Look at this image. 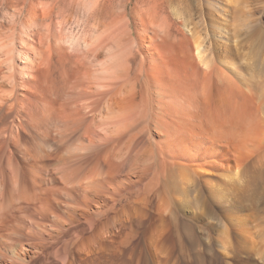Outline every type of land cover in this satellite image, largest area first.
I'll use <instances>...</instances> for the list:
<instances>
[{
    "label": "bare ground",
    "instance_id": "1",
    "mask_svg": "<svg viewBox=\"0 0 264 264\" xmlns=\"http://www.w3.org/2000/svg\"><path fill=\"white\" fill-rule=\"evenodd\" d=\"M130 2L131 0H124L121 3L120 7H122L125 16L132 12L133 8L127 12ZM134 3L135 6H142L139 4V0H135ZM41 8H37L35 4L34 7L30 8V11L27 10V20H25L35 29L41 27L43 21H48L50 24L45 23V32L47 31V33H44V35L47 34L45 35L47 37L43 35V39H48L44 40L47 42L43 41V43L41 40L39 43V39H36L38 42L34 40L39 33L37 31L41 28L35 30L36 33L33 31L36 37L34 36L35 38L30 41L19 35L20 33L23 34V31L20 30V33L14 37V39L19 38L18 43L20 41L19 44L21 45L19 49L9 48V44H7L8 49L6 48V51L3 52L0 49V52L3 53V56L1 54L3 58H0V264H222L223 259V264H231L232 260H236L238 264H253V257L256 258V256L251 250L255 240L250 225L251 216L246 211L244 202L247 199L254 204L253 207L259 208V219H262L264 224V188H261V184L264 182V151L262 153L264 150V89L256 85V82L249 84L244 82L245 91L241 90L246 96L256 101V114L262 118L257 116L258 119H256V114L253 113V117L248 121L246 135L250 139L248 145L250 149H247L249 152L252 151L255 157H253L254 160L252 157L250 158L253 161L251 164L249 163V172L245 171V174L242 172L239 176V179L241 176L245 179V175L248 174L246 177L248 179L245 180L243 186L237 185L233 181L238 176L232 175L233 177L230 179L232 181L230 182L232 185L231 202L226 208H222V212L226 213L227 216L230 215V217L228 223L220 222L223 233H217L215 236L205 233V236L204 234L202 236L198 232L203 227L192 217H183L184 220L180 221L182 218L180 213L183 209L186 211L194 209L195 212H201L202 209L204 210L203 205L201 207L196 203L185 208H179L178 205L162 204L157 207L156 211L168 215L170 225L160 229L162 234L151 247L149 242V247L144 248V250L126 252L125 250H127L141 225L142 218L134 219L133 215L137 216L141 209L135 208L134 205H129L130 207L121 206L113 213L115 205L107 206L106 202H99V205L91 208L84 202H87L89 193L106 192L107 186H112L110 181H107V174L111 168L110 165L113 163V157L110 162L107 159L111 155H115L113 151L116 150L115 153L119 151L116 147L119 146L120 148V144L123 145L121 141L126 140L127 137V141H129L134 136L132 135L133 132H137L133 125H135V121L139 122L137 119L143 111V109H139L141 103L131 99L127 100V104L122 102L128 93L134 92V87L132 90L130 89L133 84L129 83L130 76L132 74L142 75V66H147L148 77H151L153 69L165 72L167 68L164 64L162 66L161 62L164 60L165 53L159 45L154 44L152 47L149 46L150 51L138 45V47L115 46L114 58L119 63L117 57L124 56L121 59L122 61L124 59L125 64L122 66L119 63L121 66L117 64L118 66L109 67V65L107 68L105 67L107 69L105 76L108 79H105V82L101 79L95 81L94 77H91L90 69L87 68L89 66L86 67L85 64V68L83 67L84 57H81L82 59L80 58L79 61L78 58L71 60L67 57L70 62L63 58L61 55L63 52H59L61 46L58 45L62 38L55 36L56 33L58 35L61 33V29L58 28L62 26L55 21L54 17L57 18V13L53 17L55 22L53 25L58 24V27L51 24V15L54 9L50 8V10L47 5H41ZM148 18L150 19V17ZM151 20H153L152 17ZM142 22L140 24L144 25L142 28L144 27L145 33L153 30L149 27L150 24H145L146 22L143 24ZM152 22L155 23V21ZM153 23L151 24L153 25ZM130 26L129 24L130 29L127 31L129 33L132 32ZM157 30L159 31V28ZM163 30L165 29L163 28ZM160 31L162 32V29ZM0 32L2 31L0 30ZM9 32L11 33V31ZM10 33L8 34L10 35ZM2 34L0 33L1 37ZM155 34L158 33H154L153 36ZM9 35L6 36L9 37ZM26 35L28 36V34ZM5 40L7 41L2 39L1 45H5L4 42H9L11 39ZM57 45L60 49L57 48ZM205 52V49L197 48L198 56ZM52 57L55 59L53 60ZM17 58L20 61L18 64H16ZM111 59H113L112 55ZM136 59L139 60L138 71L134 73L128 62ZM59 60H64L63 66L60 65ZM66 60L70 67L66 64ZM73 60L78 61V64L81 62L83 66L80 68ZM3 64L8 66H6L8 68L7 75H1V71H4L1 68ZM64 65H68L69 71L71 70L68 74L65 68L68 76L63 74L65 71L63 73L60 71V67H66ZM257 67L259 72L264 70L263 64ZM206 69L209 70L208 72L205 71L207 73L204 75L211 76L215 80L217 88L221 92L220 95L224 93L226 95L224 100L220 99V107L218 108V129L220 130L218 133L222 139L231 138L238 115L235 110V101H231L229 97L237 93L242 82L232 71L228 75L217 66L206 65ZM158 70L154 71L155 74ZM166 72L172 81V77L168 71ZM97 81L98 85H105L102 92L100 91L103 89L102 87L98 88V85L95 87ZM100 82L102 83L100 84ZM107 83L112 88L111 90L109 87L112 91L110 94L107 93ZM128 84H131L129 89H127ZM190 85L193 90L187 88L181 91L180 89L174 95L161 93L160 98L155 100L157 110L153 111V123L159 124L162 128L163 125L170 126L171 121L174 120L181 122L182 125H185L184 120L185 123L187 120L189 122L196 120L197 122L194 121L193 123L197 124V128L203 130L202 116L205 108L203 110L201 105L200 93L204 94L206 83L202 85L200 93L194 90L196 86ZM95 88H98L97 93L93 90ZM162 88L161 90H163ZM115 99L119 102V106ZM130 101L133 102L130 103ZM120 102L123 104L121 105ZM107 112L111 113L108 118ZM190 115L193 117L191 118ZM142 117L144 116L142 115ZM167 118L169 121L166 120ZM108 119L111 122L107 124ZM144 119L143 121H145ZM176 129L167 130L166 135L169 142H165L175 146L182 142L184 144L185 137H183L182 132H177ZM121 131L123 133L126 131L127 136L124 133L126 137L121 136L122 140L121 137L119 140L117 139L118 136L114 137L120 142L116 144L115 140L113 141L114 144H111L112 146H107L109 137L113 133L116 136L117 132L118 135H121ZM164 131L166 130L164 129ZM25 132L31 135L29 141L21 139L20 134ZM247 142L246 144H248ZM12 145H20L25 156L31 159L26 166L27 168L24 169L25 172L20 173L21 169H18L17 172V164L11 155ZM108 145L110 144L108 143ZM185 150H187L186 147ZM164 154L165 157H162L163 153L160 152L159 154V159L162 161L170 157L165 151ZM107 164H109L108 168ZM161 166L163 167V164ZM227 183L222 182L224 186H227ZM259 185L262 191L259 189ZM77 189H80L82 193L83 204H78L77 197L74 195ZM188 191L192 192L191 190ZM234 227L235 231L233 230ZM230 228H233L235 233L233 237L229 233ZM107 243L109 244L108 247ZM262 255L261 262L264 264V254Z\"/></svg>",
    "mask_w": 264,
    "mask_h": 264
},
{
    "label": "rangeland",
    "instance_id": "2",
    "mask_svg": "<svg viewBox=\"0 0 264 264\" xmlns=\"http://www.w3.org/2000/svg\"><path fill=\"white\" fill-rule=\"evenodd\" d=\"M121 1L123 2L124 0ZM134 2L135 0H131L129 3L127 12L133 9L131 13L129 12L126 14V17L122 12V7H120V0H0V25H2L0 26L2 32L0 33H3L2 37L0 35V49L3 52L6 51V48L8 49V46L14 49L20 48V41L18 43L19 38L17 37V39H14V37L17 36L16 34L20 33V30L23 31V34L20 33L19 35L25 38V40L27 39L30 41L36 36L34 40L37 41L39 39V43L41 40L42 42L48 40L47 38L43 39V37L47 35H44V33H47V31L45 32V23L50 24L48 21L45 20V22L43 21L44 23L42 22V26H39L41 29L38 27L35 29L30 23L27 24L26 12L30 11V8L34 7L36 4L37 8H41V5H47L49 9H54L52 10V12H54L51 15V24L53 25V23H55L53 21L55 18L56 23L59 22L60 25H62L58 28L59 30L61 29V33H59V35L56 33L55 36H58L57 38H62V40L59 41L60 43L58 42V45L61 46V50L59 51L60 48L58 45L57 48H59L58 51L60 53L63 52L61 54L63 58L70 62L69 58L71 60H77L78 58L79 61L81 57H84V66L81 62L78 64V61H73L79 67L83 66L85 68V64L86 67L89 66L87 68L90 69L91 77H94L93 79L95 81L97 79L100 81L101 79V81L105 82L108 79H106L107 76H105L107 74V66L110 65L109 67H114L115 65L118 66L119 63H121L122 66L125 64L124 59L123 61L121 59L124 56L117 57L119 58V63L117 59L114 58L115 46L124 45L128 47L129 45L134 47L138 45L150 51V47L159 45L165 53L163 57L164 60H161L162 66L165 65L167 68V70L164 69L165 72L153 69L152 74L150 73L151 77H148L147 66H142V75L132 74L130 76L129 83H133V86L130 84V88L128 84L127 89L130 88L132 90L134 87L133 90L135 93L133 91H131L133 93H128L127 91L129 95L127 94L125 97L126 99L123 98V100H121L124 103L126 102V104L127 100L129 101L130 99L141 103L139 109H143L144 112L142 111L137 119L139 122L135 121V125H133L134 130L137 132H133L132 135L134 136L131 137L132 139L130 138L129 141H127L128 137L126 140L123 139L124 141H121V143L123 142V145L126 143L125 146L119 143L122 149L117 146L119 148L116 147V149L119 150L117 151L118 154L115 153V150L113 151L115 157L111 155L109 157L110 159H107L110 162L113 157V163L111 161V168L108 170L109 172L107 174V181H110L109 183H111L112 186H107L106 192L89 193L86 199L87 202L81 200L82 193L80 189H77L76 194H74L77 197L78 204H83L84 202L85 205L91 208L99 205V202H106L107 206L115 205L112 211L113 213L121 206L130 207L129 205H134L135 208L141 209L137 216L133 215L134 219L142 218L141 225L138 227L127 250H125L126 252L130 250H144V248L149 247V242L151 247L155 244L154 242L156 239L158 241L159 235L162 234L160 229H164L167 225H170L169 216L156 211L157 207L162 204L178 205L179 208H185L196 203L201 207L203 205L204 210L202 209L201 212H195L194 209L189 211L183 209V212L181 211L180 213L182 216L180 221L184 220L183 217H192L194 221L199 222L201 227H203V229H201L202 231L199 229L198 232L201 233L202 236L203 234L205 236V233H209L213 236L217 233H223L220 222L228 223V218L230 217L229 214V216H227L226 213L222 212V208H226L228 203L231 202L232 185H230V182L232 181L230 179L233 177L232 175L238 176L233 181H235L237 185L243 186L245 180L248 179L246 178L248 174L245 175V179H243L242 176L239 179V176L242 172L244 174L245 171L249 172V166L254 160L253 157H255L252 151L249 152L247 149L250 147L248 146L250 144V139L246 133L248 131V121L253 117V113H257V103L254 99L242 93L241 90L245 91L244 82L246 84L256 82V85L264 89V70L259 72L257 67L258 65L261 66V64L264 65V0H139V4L143 7L140 5L135 6ZM55 14L57 18L54 17ZM148 17H150V19ZM151 17L153 20H151ZM123 20L124 22H122ZM141 21H143V24L145 22V24H150L152 27H149L153 30L155 29V31L150 30L151 32L147 31L145 33L143 30L144 27L142 28L144 25L140 24ZM149 21L150 23H148ZM152 21H155L156 24ZM151 23H153V25ZM129 24L132 28L131 33L127 32L130 29ZM54 25L58 27V24ZM157 28H159V31L162 29V32L160 31V33ZM163 28L165 30H163ZM38 29L39 31L37 32L39 33L35 36L34 32ZM9 31H11V33ZM152 32L158 34L153 36L154 33L152 34ZM8 33H10V35ZM26 34H28V36ZM3 35L4 37L9 35V37H5L8 41L9 39L13 40L4 42L5 45H1V42L7 41L4 39ZM11 35H13V37H10ZM44 42L46 43L47 41ZM7 44L9 45L7 46ZM103 45H105V48L102 47ZM197 46L201 49H205L206 52L198 56ZM2 51L0 52V58H3L1 57V54L3 56ZM111 55L113 59H111ZM61 57L58 58L60 59ZM52 59L54 60L55 57H52ZM64 60H59L60 65L63 64ZM258 61L261 64H259ZM16 62V64L20 63L19 58H17ZM67 62L66 64L69 65L67 66L70 67L69 62ZM138 62V59L128 62V65L132 67L134 73L138 71ZM206 65L217 66L228 75L231 73L230 71H232L241 79L238 80L242 82L237 93L229 97L231 101H235V110L238 118H236L232 136L228 139H222L220 133H218L220 131L218 129V108L220 107V99L224 100L226 95L225 93L220 95L221 92L219 88H217L215 80L211 76L207 77L206 74L204 75V73H207L209 70L206 69ZM3 66H1V68L2 70L4 69V71H1V75H7V64H3ZM67 66L60 67V71L63 73L67 69L69 74L71 70L69 71ZM157 70L159 73L157 72L155 74ZM67 71L63 73L65 76ZM104 71H106V73H104ZM166 71H168L172 77V81L168 77ZM102 76H105L104 80ZM205 80L206 87L204 88V94H201L199 91L202 90V85L205 84ZM98 81L95 83V87H97ZM101 83L102 82H100V84ZM189 84L196 86L194 90L200 93L201 105L203 110L205 108L204 115L202 116V122L204 123L203 130L197 128V124L193 123L194 121L197 122L196 120H191L190 122L187 120L186 123L184 120L185 125L174 120L171 121L170 126L166 127V125H163L162 128L159 124L153 123V111L157 110V107H155V100L160 98V95H162L161 93H170L174 95L178 93L180 89L183 91L187 88H191ZM98 86V88H103H101L102 90L99 89L101 92L105 89V85ZM106 87L107 93L110 94L112 88L108 83ZM161 88L163 90H161ZM97 89L95 88L93 90L97 93ZM191 89L193 90V88ZM99 90L98 92H100ZM116 100L117 99H115V101ZM133 101H130V103ZM116 103L119 106V102L116 101ZM130 103H128V105H130ZM120 104L122 105L123 103L120 102ZM109 113L107 112V118L111 116V113ZM194 114L196 115V113ZM142 115L144 117H142ZM190 116L191 118L193 117L192 115ZM257 116L258 114L255 115L256 119H258ZM143 119L145 121H143ZM166 120L169 121L168 118ZM109 122L111 121L108 119L107 124ZM180 125L182 126L180 127ZM173 128H177V132H182L183 137H185V145L182 144L183 142L179 143L177 146L167 143L169 142L167 140L168 136L166 135L167 130L171 131ZM164 129L166 131H164ZM117 133L116 136L114 135L115 133H113L109 137L108 143L110 145L107 143V146H112L111 144H114L113 141L115 140L116 144H118V142H120L118 141L119 137L123 136L124 133H126L127 136L126 131L124 133L121 131V135ZM20 135L23 141L30 140L31 135H29L28 132L21 133ZM117 136L118 140L115 139ZM126 136L124 135L123 137ZM245 138L248 144H246ZM120 139L122 140V137ZM227 140H229V143L226 142ZM110 141L112 142L110 143ZM183 145L187 150H185ZM11 151L12 159H14L13 161L16 162L18 167L17 172L18 169H21L19 171L20 173L25 172L24 169L27 168L26 166L31 159L25 156L23 148L20 145H12ZM164 151L168 153L167 156L170 157L162 161L159 159V154L161 152V154L163 153L162 157H165ZM263 151L264 150H262V153ZM251 157L253 160L250 159ZM114 158L117 159L115 160ZM108 161L107 163H109ZM109 164H107V168ZM162 164L163 167L161 166ZM21 176L23 177L22 174ZM222 180L228 182V185L224 186ZM261 188H264V182H262ZM261 188L259 185V189ZM188 190L192 192L190 193ZM245 200L244 205L247 209L246 211L251 216L250 225L253 229L255 240L251 250L252 253L255 254L254 256H256V258L253 257V264H262V254H264L263 220L259 219V208L253 207L254 204L251 201ZM255 202L257 203V200ZM232 229L233 228H230V231H228L233 237L235 234V227L233 229L234 231ZM108 246L109 244L107 243V247ZM223 261L224 259L222 260V264L224 263ZM231 264L238 263L236 260H232Z\"/></svg>",
    "mask_w": 264,
    "mask_h": 264
}]
</instances>
